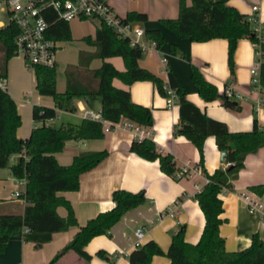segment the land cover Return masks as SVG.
<instances>
[{
	"label": "crops",
	"instance_id": "1",
	"mask_svg": "<svg viewBox=\"0 0 264 264\" xmlns=\"http://www.w3.org/2000/svg\"><path fill=\"white\" fill-rule=\"evenodd\" d=\"M107 1L120 16L125 17L129 11L144 13L145 20H139L144 29L157 28L165 39L154 49L145 48L140 55L138 65L157 75L165 83L168 82V76L173 78L184 90L186 100L195 104L205 116L224 122L229 131H249L254 119L260 127L264 128V111L254 106L258 93L252 91L249 86V68L254 63L256 53L248 37L237 39L230 70L225 38H212L204 42L192 41L179 38L172 30L170 31L160 23V19L177 15L178 0ZM189 2L190 0H184L186 5ZM225 4L247 17H255V25L260 28V34L264 36V0H226ZM252 6H256V9H252ZM59 42H61L59 48L63 47L64 41L59 40ZM81 50L84 49L77 51L76 58ZM14 57L19 58L12 55L6 62L4 82L6 92L14 100L20 116V124L15 134L19 138H25L30 130L38 125L32 120L31 106L52 107L54 102L51 96L36 92L32 69L28 71L22 59L19 58L17 63ZM162 57L166 59V72L162 70L160 63ZM2 59L3 52L0 50V62L3 61ZM106 60L116 69L123 70L124 63L121 57L109 56ZM100 64L101 59L97 62L92 59L90 67L95 68ZM58 65L56 62V67ZM191 65L196 67L204 80L216 87L218 96L206 102L200 98L190 77ZM65 68L66 66L62 65L59 72L55 73L57 92H64ZM228 80L232 82L234 89L241 93L239 99H230L236 105L235 109L226 107L220 100L223 86ZM111 82L115 87L128 89L132 103L150 109L151 126H139L121 118L116 125H110L107 131L103 130L100 138L66 141L63 148L53 154L58 164H69L74 155L80 151L104 150L106 152L105 157L93 168L81 172L77 190L57 193L68 201L77 225L54 232L48 240L39 244L34 240H25V234L13 235L0 252V264L47 263L71 240L78 225H83L86 220L93 218L99 212L111 210L114 206L111 192L115 189L130 192L143 191L145 200L141 205L128 209L111 226L108 235H95L83 246L89 258L67 250L53 264H128V254L135 248L134 231L137 228L143 231L139 244L153 240L163 252L170 243L171 235L180 227L183 229L186 242L194 244L199 239L204 218L194 194L206 181L204 172L212 173L215 168L226 166L224 160L220 161L221 152L216 149L214 137L207 135L205 138L202 147L203 160L199 165V153L195 146L181 134H173L174 125L178 123L176 102L169 104L166 97L161 95L149 80L140 79V81L124 84L119 79L113 78ZM69 105L73 108L72 110L58 108L55 117L47 120L46 123L55 127L67 123L79 124L83 109H100L99 100L96 97L89 99L74 97L69 101ZM125 122L139 126L143 132L134 136L132 128ZM143 137L151 138L160 152L171 154L177 169L191 168L198 164L199 170L179 178L167 175L160 170L157 160H147L129 151L131 141L141 140ZM11 157L17 159L18 154H12L10 159ZM9 164L12 163L9 161ZM258 184L264 186V145L258 147L255 152L246 154L241 169L231 180V188L218 193V198L222 202V211L218 215L221 218L218 234L223 238L226 251L243 250L250 244L254 234L264 241V225L259 213H250L239 198L241 193L250 197L256 196L264 205V188L260 194L250 189L251 186H258ZM23 188L24 183L11 175L8 168H0V213L22 214L26 202L14 196V190L22 193ZM171 205L174 206L173 213L169 216L164 210ZM56 213L60 217L65 216L66 208L62 205L58 206ZM97 250L104 251L108 256L107 259L97 255L95 253ZM168 263V257L161 254L153 255L149 264Z\"/></svg>",
	"mask_w": 264,
	"mask_h": 264
},
{
	"label": "trees",
	"instance_id": "2",
	"mask_svg": "<svg viewBox=\"0 0 264 264\" xmlns=\"http://www.w3.org/2000/svg\"><path fill=\"white\" fill-rule=\"evenodd\" d=\"M225 1L190 0L186 5L184 0H178L177 15L160 19V23L179 38L197 42L225 38L230 70L237 39L248 37L254 50L260 53L259 82L264 87V36L254 30L255 21L249 20L247 16L225 4ZM125 18L143 21L145 14L129 11ZM98 24L92 38L90 36L82 38L87 45H92L94 50L79 51L77 63L74 66H66L64 92L55 90L56 65L33 67L36 92L51 96L54 106H31L32 120L38 125L33 127L25 138H19L15 134L20 124V116L14 100L5 88H0V168H8L10 174L17 180H24L23 192L19 197L26 202L22 214L0 213V252L10 237L21 234L23 227L28 228L24 239L34 240L39 244L48 240L54 232L76 226L71 206L57 193L77 190L81 172L93 168L105 157L104 150L80 151L69 164H58L53 154L59 152L66 141L100 138L103 126L97 121L82 119L79 124L67 123L55 127L46 121L55 117L56 109L72 110L69 101L74 97L85 99L96 97L103 118L111 124L125 118L139 126L150 127L152 124L150 109L132 103L128 89L115 87L112 79L117 78L124 84L140 79L149 80L161 95L164 97L167 95L160 77L138 65L143 50L138 46H131L126 37L118 36L107 25L100 22ZM50 26V35L55 40L64 41L70 38L67 22L57 21ZM15 32L16 28L10 23L0 28V45L3 49L0 79L3 80L6 77V62L12 56V38ZM145 37L156 46L165 41L157 28L146 29ZM109 56L121 57L124 63L123 70L116 69L106 60ZM93 58L101 59L98 67H90ZM190 71L191 80L204 102L218 96L216 87L204 80L194 65L190 66ZM167 84L174 88L175 102L178 104V123L174 125L173 134H181L195 146L199 153V165L203 160V142L207 135L213 136L217 151L226 152L224 157L226 166L215 168L212 173L204 172L206 182L194 194L204 218L199 239L194 244L186 242L183 229L180 227L171 235L170 243L164 252L153 240H147L129 252L128 264H149L153 255L161 254L168 257V264H264V241L257 234H254L250 244L240 251H226L223 238L218 234L221 222L218 215L222 211L218 193L225 188H231V180L241 169L246 154L255 152L258 147L264 145V128L254 119L251 130L231 132L224 122L205 116L195 104L186 100L184 90L170 76ZM220 100L226 107L236 108V105L225 96L221 95ZM129 151L147 160H157L160 170L176 178L175 173L178 170L172 155L157 150L151 138L133 139ZM12 154H18V157L16 162L10 165ZM263 188L262 184L250 187L257 194H260ZM111 200L114 202L111 210L99 212L83 225H78L71 240L45 264H53L67 250L89 258L83 246L95 235H108L111 226L128 209L141 205L145 197L143 191L115 189L111 192ZM61 205L66 208V215L62 217L56 213V208ZM95 253L104 259L108 257L102 250Z\"/></svg>",
	"mask_w": 264,
	"mask_h": 264
},
{
	"label": "built area",
	"instance_id": "3",
	"mask_svg": "<svg viewBox=\"0 0 264 264\" xmlns=\"http://www.w3.org/2000/svg\"><path fill=\"white\" fill-rule=\"evenodd\" d=\"M256 9V6H252ZM4 14L6 22L0 20V28H4L7 24H12L16 28V32L12 38L13 48L12 55L18 56L23 61V65L33 67L36 65H43L53 67L56 65L55 53L57 48L61 46L58 39H54L51 34V26L57 21L69 22L72 19L96 20L104 25L110 27L118 36L126 37L131 46H138L142 50L147 47L155 48L153 41L146 39L145 29L142 23L138 20H128L124 16H120L114 8L110 6L107 0H0V15ZM251 21H256L255 17H248ZM254 30L259 32L260 28L255 25ZM147 41L148 43H146ZM256 58L250 69L249 86L252 91H256L258 96L254 100L256 109L264 111V87L259 82V51H255ZM162 70L166 72V59H160ZM222 90V95L227 99H239L241 93L234 89L231 81L225 82ZM0 88H5V82L0 79ZM166 90V99L169 104L175 102V90L170 88L167 82L163 84ZM254 108V109H255ZM81 118L87 120H94L102 124L103 130L107 131L111 124L106 121L100 109L85 108L81 112ZM133 130L134 136L143 132L139 126H133L129 122H125ZM175 173L176 178L190 175L193 171H198V164L191 166V168L180 167ZM23 182L24 180H19ZM206 182V181H205ZM223 189V191H225ZM20 192L14 190V196L19 197ZM241 201L244 202L247 210L250 213H259L261 222L264 225V205L259 200V197H250L247 194L241 193L239 195ZM173 205L167 206L164 212L172 216ZM28 233V228L23 227L21 235ZM143 231L137 228L134 231L136 237L135 247L140 245Z\"/></svg>",
	"mask_w": 264,
	"mask_h": 264
},
{
	"label": "rangeland",
	"instance_id": "4",
	"mask_svg": "<svg viewBox=\"0 0 264 264\" xmlns=\"http://www.w3.org/2000/svg\"><path fill=\"white\" fill-rule=\"evenodd\" d=\"M0 20L6 22L4 14L0 15ZM67 25H69L70 38L68 40H64L63 47L58 48L55 53L56 62L59 64L55 68V73L59 72L62 65L74 66L77 62L76 53L78 50L84 49L86 51H92L94 49L92 45H86L82 38L85 36L93 37L95 29L98 26L96 20H81L75 18L67 22ZM0 50L3 51L1 45ZM14 60L17 62L20 59L14 57ZM93 60L96 62L99 61L97 58H93ZM1 63L2 62H0V64ZM27 69L28 71L31 70L30 67H27ZM13 158L14 157H11L10 163H13L15 160H17L16 158Z\"/></svg>",
	"mask_w": 264,
	"mask_h": 264
},
{
	"label": "water",
	"instance_id": "5",
	"mask_svg": "<svg viewBox=\"0 0 264 264\" xmlns=\"http://www.w3.org/2000/svg\"><path fill=\"white\" fill-rule=\"evenodd\" d=\"M225 155H226V152H221L220 153V161L224 160Z\"/></svg>",
	"mask_w": 264,
	"mask_h": 264
}]
</instances>
